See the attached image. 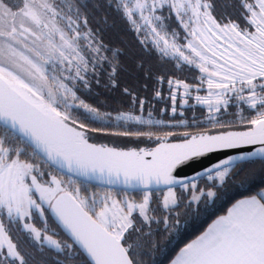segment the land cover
Returning a JSON list of instances; mask_svg holds the SVG:
<instances>
[{
    "label": "snow or ice",
    "instance_id": "obj_1",
    "mask_svg": "<svg viewBox=\"0 0 264 264\" xmlns=\"http://www.w3.org/2000/svg\"><path fill=\"white\" fill-rule=\"evenodd\" d=\"M121 6L137 32L147 29L142 44L150 40L162 59L171 57L177 60V67L183 63L201 74L196 77L197 84L167 79L173 114L178 100L183 107L190 99L195 102L193 106L206 107V119L213 128L228 127L218 114L232 103L238 108L247 105L256 114L246 121L245 131H184L180 143L169 142L176 135L171 131L160 135L141 130L111 133L154 138L156 146L150 149L125 150L91 143L88 125L73 116L75 109H82L85 119L92 121L136 125L165 122L154 121L151 111L147 119L137 114L136 105L143 112L146 100L127 87L123 94L131 97L129 110L117 111L115 116L77 95L81 84L90 88L94 77L99 83L101 72L107 74L106 86L119 87V51L109 49L89 26L87 0H0V257H4L0 264H28L5 219L10 226L21 225L41 249L47 246L70 259L78 258L80 264H144L139 257L147 242L141 238L150 236L151 228L144 232L143 226L156 221L168 227L171 217L154 213L173 210L179 199L176 186L191 191L193 202L204 195L211 199L216 195L212 187L205 192L198 187L196 177L205 176L215 187L217 182L225 183L238 165L264 164V0H240L241 15L247 21L244 28L230 18L218 20L211 0H135L131 8L128 0H117V8ZM164 7L175 14L186 33L183 44L178 43L179 33L175 29L169 32L164 18L157 15ZM137 12L141 23L134 19ZM109 51L111 57L106 54ZM164 79L157 76V84ZM205 85L206 94L200 95ZM155 97L163 98L159 88ZM242 148L248 150L226 154L196 177L174 175L178 166L194 158ZM42 165L66 174L67 183L46 173ZM46 175L48 179H44ZM74 178L139 188L142 199L136 201L127 193L119 197L111 189L82 195ZM153 185L164 187L156 208L151 206ZM45 206L70 242L49 235L46 224L38 228L29 222L34 210L44 218ZM131 233L140 234L132 243ZM55 264L62 262L57 259ZM170 264H264V186L238 199L181 247Z\"/></svg>",
    "mask_w": 264,
    "mask_h": 264
},
{
    "label": "trees",
    "instance_id": "obj_2",
    "mask_svg": "<svg viewBox=\"0 0 264 264\" xmlns=\"http://www.w3.org/2000/svg\"><path fill=\"white\" fill-rule=\"evenodd\" d=\"M12 2L15 3L16 0H12ZM211 3L214 5L213 15L218 20L221 17H226L233 20L241 28L247 25V21L241 15L240 0H211ZM86 11L88 13L89 26L98 33L103 43L109 49H117L119 51L118 72L116 75L119 87L106 86L108 83L107 74L106 72H101L98 77L99 83H97V78H92L90 80V88L85 89L81 84L77 89V95L89 105L97 107L103 112H111L115 116L117 111L129 110L131 97L123 94V89L127 87L137 97L146 100L143 112H140L139 105H136L137 114H141L147 119V114L151 111V118L154 121L162 120L165 122L163 124L136 125L134 123L125 124L122 121L115 120L92 121L85 119L86 114L82 109H75L72 113L73 116L88 125L86 131L90 142L106 144L110 147L115 146L120 149L141 147L150 149L156 146L154 138L149 139L147 136L139 138L124 137L112 135L111 133L125 130H141L160 135L171 131L176 133V135L170 137V141H180L182 140L180 133L184 131L192 133L211 131L215 134L222 130L238 131L248 128L246 121L255 116L256 110H252L243 104L238 108L235 103H232L227 111H222L218 114L220 122L228 125L224 129L213 128L206 119L208 115L206 107L193 106L195 102L191 99L189 104L183 107L180 106L178 100L177 111L173 114L171 112V101L168 98L169 85L167 79H181L188 84H197L199 81L196 77L201 75L198 69L183 63L177 67V60L171 57L162 59L150 40L142 44L141 40L145 39L147 29L137 32L136 25L127 18L123 7L117 8V0H87ZM157 15H161L164 18L163 22L168 26L167 30L169 32L175 29L179 33L178 43L182 44L185 32L176 21L175 14L170 13L169 9L164 7L157 12ZM134 19L141 23L138 14L134 15ZM106 54L109 57L112 56L111 51ZM104 68L107 69L108 65L105 64ZM157 76L165 78L162 84H157ZM157 88L160 89L163 98L155 97ZM181 91L183 90L181 89ZM195 94L193 90V96ZM161 109H164V111L162 112ZM181 120L184 121L183 124L179 123ZM101 127L106 130L92 131V129ZM27 158L34 162H39L35 157L28 156ZM42 167L46 173L51 172L67 183V176L47 166L42 165ZM44 179H48V176L46 175ZM79 185L81 186L82 195L91 192L102 194L106 190L80 181ZM262 186H264V164L259 161L244 163L242 166L238 165L233 169L230 178L222 185L216 184L213 187L212 183L205 182V178L198 180L199 188L207 190L212 187L216 195L211 199L204 195L200 203L194 205L188 203L190 194L181 193L178 195L177 205L173 206V210L170 213L163 210L154 213L157 217L169 215L171 219L167 228L162 222L157 223L156 221L143 226L144 232H148L149 227L151 228V235L141 238L147 242V247L139 258L144 261V264H170L171 259L175 257L181 247L195 239L218 216L224 215L227 209L238 199L255 194ZM85 187L87 191H85ZM111 191L114 195L118 193L119 197H123L127 193L129 198L136 201H140L143 195L140 192ZM156 193L151 192V206L153 208L157 207V203L160 200L156 197ZM30 222L38 228H44L46 224L49 235H54L57 240L70 242L64 232L56 225L46 208L44 218H41L36 211H33V218ZM4 223L9 228L11 238L18 244L21 254L25 255L28 264H55L57 259L62 264H80L78 258L70 259L64 253H57L47 246L41 249L22 230L21 225L10 226L6 219ZM137 226H140L139 218L137 219ZM137 236H140V234L131 233L129 242H134ZM152 245H155V247H152ZM134 251L139 252L140 250L134 249ZM14 264H19V262H14Z\"/></svg>",
    "mask_w": 264,
    "mask_h": 264
},
{
    "label": "water",
    "instance_id": "obj_3",
    "mask_svg": "<svg viewBox=\"0 0 264 264\" xmlns=\"http://www.w3.org/2000/svg\"><path fill=\"white\" fill-rule=\"evenodd\" d=\"M247 130V129H246ZM238 131H245V130H238ZM170 143H180V141H170ZM92 143V142H91ZM155 147V146H154ZM153 148V147H152ZM127 150V149H125ZM248 149L242 148V149H230V150H221V151H215L209 154H206L203 157L200 158H194L185 164L178 166V168L174 171V175H176L178 178H184V177H196V173L202 172L205 168L211 166L212 164L216 163L217 161L223 159L225 155H237L241 152L247 151ZM67 176L66 174H63ZM202 178H205V176L196 177V181L200 180ZM80 182H83L85 184H89L91 186H96L104 189H111L115 191H123V192H131V193H142V190L139 188H125L123 184H114V185H105L100 183L99 181L95 179L91 180H83L82 178H74ZM179 186H176L175 188H178ZM164 191V187L160 186L159 188L153 185L151 192H159ZM50 216L56 223V225L63 231L62 227L59 226L58 222L55 220V217L52 216V214L49 212ZM64 232V231H63ZM64 234L67 236V234L64 232ZM67 238L70 240V238L67 236Z\"/></svg>",
    "mask_w": 264,
    "mask_h": 264
},
{
    "label": "rangeland",
    "instance_id": "obj_4",
    "mask_svg": "<svg viewBox=\"0 0 264 264\" xmlns=\"http://www.w3.org/2000/svg\"><path fill=\"white\" fill-rule=\"evenodd\" d=\"M253 2H254V0H253ZM128 4H129V7L131 8V7H133L134 6V4H135V0H128ZM136 14H138V16H139V13L137 12ZM185 35H186V33H185ZM185 42V40L182 42V44ZM206 91H207V89H206V85L204 86V90L203 91H201L202 93H200V95H205L206 94ZM205 182L206 183H212V182H210V181H208L207 180V178L205 177ZM196 183L198 184V180L196 181ZM217 185H220L219 184V182H217ZM204 189V188H203ZM175 191H176V194H177V196L179 195V194H181V193H187V194H190V196H191V191H187V192H185L184 190H182L180 187H178L177 189H174ZM207 190H205V192H206ZM101 194V193H100ZM156 197L158 198V199H160V200H162V196H163V191H159V192H157L156 194ZM152 197V196H151ZM154 197V196H153ZM203 197V196H202ZM202 197H201V199H202ZM201 199L199 200V201H195V202H193V201H191L190 200V198H189V201H188V203H192V204H194V205H197V204H199L200 203V201H201ZM45 208H46V206H45ZM35 211V210H34ZM37 212V211H36ZM38 214H39V212H37ZM30 222V221H29ZM31 223V222H30ZM0 259H4V257H0ZM9 259H11V258H9ZM16 262H18V261H16Z\"/></svg>",
    "mask_w": 264,
    "mask_h": 264
}]
</instances>
